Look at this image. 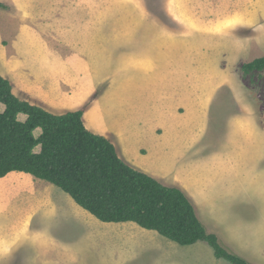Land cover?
<instances>
[{"label":"rangeland","instance_id":"374dc122","mask_svg":"<svg viewBox=\"0 0 264 264\" xmlns=\"http://www.w3.org/2000/svg\"><path fill=\"white\" fill-rule=\"evenodd\" d=\"M0 2L3 77L13 83L22 75L23 80L46 82L58 71L62 78H71L72 49L93 51L98 64L94 78L99 85L92 95L96 104L83 115L86 128L101 133L122 126L127 139L119 152L115 147L119 157L121 147L145 146L148 158H142V164L153 173H166L160 178L166 185L174 184L173 175L183 180L208 232L249 262L264 264V68L246 72L242 68L264 56V0ZM141 56L147 57L144 66L137 64ZM51 64L56 67L50 69ZM83 71L79 81L85 78ZM77 86L79 93L82 87ZM65 98L67 107L55 114L77 109ZM182 98L191 106L182 104ZM164 107H169L167 113ZM154 125L159 138L150 131ZM39 133L35 129L34 134ZM12 188L3 191L0 210L11 207L15 214L1 213L0 222L32 206L31 227L36 226L34 220L49 222V237L58 239L55 232L61 236L69 252L81 260L77 264H103L79 238L85 231L80 219L64 210L69 208L65 192L44 180L28 189ZM31 227L30 231L35 230ZM100 240L106 243L110 238ZM165 241L169 243H165L162 260L154 253L149 264H166L170 243L177 247L174 258L182 255L180 259L189 257L194 263L229 264L215 258L206 242L184 249ZM61 245L39 243L26 250L30 257L40 252L39 259L2 262L70 264V254Z\"/></svg>","mask_w":264,"mask_h":264},{"label":"trees","instance_id":"16d2710c","mask_svg":"<svg viewBox=\"0 0 264 264\" xmlns=\"http://www.w3.org/2000/svg\"><path fill=\"white\" fill-rule=\"evenodd\" d=\"M242 68L263 69L264 56ZM0 104V177L13 171L31 174L60 188L100 221H132L181 246L204 241L217 259L253 264L206 230L180 188L133 168L109 139L89 131L82 109L50 113L15 96L1 74ZM35 129L40 130L37 136Z\"/></svg>","mask_w":264,"mask_h":264},{"label":"crops","instance_id":"0c3cea01","mask_svg":"<svg viewBox=\"0 0 264 264\" xmlns=\"http://www.w3.org/2000/svg\"><path fill=\"white\" fill-rule=\"evenodd\" d=\"M72 51V57L70 61L68 60L71 69L69 74L71 78H62L60 72L58 71L56 73V76H51V80L47 79L46 82H40L39 78L30 81L28 77L27 80L24 79V81L22 75L20 76L21 79L16 83H13V81L9 79L13 94L18 98L26 100L31 104L38 105L53 114H55L56 112H61L59 110L67 107V105H65V103H63L62 101V98L65 96V100L70 99L71 104H73L72 107L77 106L75 107L77 108L75 110L82 109L83 120V115L87 108L89 106L93 107L96 104V97H93L92 95L95 87L99 85V83L94 78V68L98 64L95 62L96 57L94 55V52L90 51L88 48H73ZM141 58L137 57V64L143 66L146 65L147 61H145V59L147 60V57L141 56ZM141 61H143L144 64H142ZM68 62H59V64L64 65ZM79 62L82 65V68L80 70L77 68ZM51 65L53 66H48L50 67V69L56 67V64ZM75 68H77L78 70H75ZM81 70H84L82 73L85 74V78L83 77L82 79H80L81 81H79L78 74ZM77 84H80L82 87L79 93ZM70 94H73V97L75 98H71ZM181 103H184L187 106H191L189 101L183 98L181 100ZM167 108L169 109V107H164L165 113H167L168 111ZM155 127H157V125H154V127H152L150 131L154 130L155 137L159 138V135H157V133L155 132ZM88 128L89 127H87V129ZM95 134L103 135L107 139H109L113 144H115L114 146L117 147L118 152L120 146L123 145V139H127V137L123 135L122 126H118V130L111 129ZM142 150H144V152ZM120 151V154L122 156L121 159H123V161H125L133 168L147 173L148 175L156 178L159 181L161 180L160 178L162 176L164 177V175H167L166 173H153L149 168L145 167L142 164V158H148V149L145 146L137 144L135 148H131V146H129L127 149L126 147H121ZM173 176L175 180L174 184H171V186L179 187L182 191H184L187 197L196 207L195 199L193 198L192 194L189 193V190H187L188 188L186 189L187 186L183 185L185 184L184 182H182L183 180L180 179L177 175ZM34 178V176L28 173L15 171L8 173L4 177H0V197L2 196L4 190L8 191L14 186H23L22 189H28L30 186H35V181H42V179L35 178L37 179L35 180ZM242 183L244 184L245 181H243ZM180 184H182V186H180ZM45 201L46 200H38V203L42 204ZM67 201L69 202V208L66 207L64 210L70 211V213H73L76 218H79L80 220H83L85 222L84 223L78 220L81 225L84 226L85 230L84 233H80L79 238L86 242L87 249H90V251L88 252L103 264H142V262H144L143 264H149L150 257L154 253L158 258H160V260H162L161 254L164 253L166 249L165 243L169 242H166L165 239L167 238L161 236L156 231L142 228L132 221H100L97 218L95 219L93 215L77 205L70 196ZM51 208L52 207H50V209ZM4 212L7 213V215L11 214L12 212L14 213L11 207L9 210H6ZM4 212L0 210V214ZM30 213L35 214L32 206L27 207L20 213V215L18 214V216L16 213L18 220L15 219L16 216H12V220H9V216H4V222H0V264H3L2 261L11 262L22 259L27 260V258L32 260H36L37 258L39 259V255L41 254L40 252L38 253V251H35L36 253L34 255L36 257H30L26 254V250H33V247L35 245H38L39 243L45 246V244L52 245L55 242L61 243L65 246L64 247L61 245L60 248L66 253L70 254V264H77L81 261L78 259L76 254L73 256V254L69 252V246H67L63 243V241L60 240L62 237L59 236L56 232L54 234L58 236V239H54L53 237L50 238L51 236L49 235L47 229L49 222L44 223L42 221L34 220L36 226L33 225V227L37 228L31 227V224L29 222L30 219H28V215H30ZM30 227L32 230H35L30 231ZM106 236H108L110 240L109 242L106 241V243H104V241L100 240V238L105 239ZM197 243H200V241H197L192 245H202ZM170 245L172 247L169 248L167 256L165 254V257H167V259L165 260L167 261L166 264H201L198 260H195L194 263V259H190L189 257L186 259V261H184L183 259H180L182 255L178 258H174L173 250H176L177 247L173 243H170ZM188 246L189 245L184 246L187 247L184 249H190L188 248ZM197 247L204 248L203 246ZM252 248L258 251L259 254H261L260 250H262L263 252V249L256 247ZM197 257H199V259H202L201 255H198ZM255 259H259V257Z\"/></svg>","mask_w":264,"mask_h":264}]
</instances>
